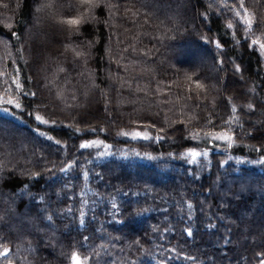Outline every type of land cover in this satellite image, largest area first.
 <instances>
[{"label": "trees", "instance_id": "trees-1", "mask_svg": "<svg viewBox=\"0 0 264 264\" xmlns=\"http://www.w3.org/2000/svg\"><path fill=\"white\" fill-rule=\"evenodd\" d=\"M34 1L0 0V97L21 104L0 103L8 109L0 115L47 147L35 154L18 130L0 128L20 136L0 140V251L9 249L0 264H72L74 252L84 264H261L264 55L250 45L264 41V0H243V8L240 0H42L37 13ZM244 9L255 17L251 31L235 15ZM78 16L77 28L59 22ZM41 17L55 27L59 50L45 51L33 73L23 34L49 39ZM188 47L209 69L175 60ZM242 77L254 110L234 100ZM136 131L150 138L121 134ZM217 131L232 135L231 145L192 162L186 151L197 136ZM106 166L134 176L126 183L103 174ZM22 189L29 195L14 202ZM256 199L259 207L241 204ZM20 224L31 235L17 232Z\"/></svg>", "mask_w": 264, "mask_h": 264}, {"label": "rangeland", "instance_id": "rangeland-1", "mask_svg": "<svg viewBox=\"0 0 264 264\" xmlns=\"http://www.w3.org/2000/svg\"><path fill=\"white\" fill-rule=\"evenodd\" d=\"M41 1L42 0H35L34 1L33 9H32L34 11V13L39 12V11H37V8H41V4L39 6V4H37V3L41 2ZM213 11L215 13V10H213ZM39 16H38V18H40ZM40 23L42 24L44 29H46V30L49 29V31H50V36H49L50 38L49 39L48 38L47 39H45V38H42V39L40 38L39 39L38 37L33 35L34 33L32 35H30V36H27L26 34H23L24 41L22 42V48H23L22 49V53H23V56H24L25 63H27L29 65L31 63L33 64V62H34L35 65H37L36 67L35 66L33 67L32 64L30 65L29 69L33 73H34L36 68H38V67L41 68L40 64H41V62H43L45 60V57H44V52L45 51L55 52L56 50H59V47H57L56 39H55V33H54L55 27L49 26L47 22H42V17L40 19ZM36 24H39V23L36 22ZM51 27H52L53 30L51 29ZM255 39H259L261 42H264L261 36H255ZM189 47L186 48L183 52H180V53L176 54L175 55L176 56L175 60L178 61V63H191V64L193 63L194 65L195 64H199L200 65V64L203 63L202 65H204V66L207 65L203 69H205V70L209 69L210 66L208 67V64H207L208 62H206L208 58L206 56L204 57V56H201L199 54H194V53L189 52V50H188ZM24 48H25V50H24ZM259 51H260V49H259ZM182 59L187 60V61H183ZM241 79H242L241 84L238 86L240 93H238L236 96L234 95V97H235L234 100L237 103L238 107H242V105L245 106L247 104H251V102H252L251 99L253 98V95H252L251 90L249 88V85H250L249 82L248 81H244L243 77ZM40 97H41V95L38 92L35 91L34 102H35L36 106L43 104V100ZM88 104L89 105H88L87 109H90L91 111H97L96 107L91 106L92 102H89ZM90 107H92V108H90ZM3 112L6 113V111H3V109L1 108L0 113H3ZM97 114H99V111H97ZM97 114H95V115H97ZM250 121H251V125H253L254 128H256V127L259 128V125H260V122H261V119H260L259 115L253 116L250 119ZM60 123L64 124L68 128L70 127L69 126L70 124H69L68 120L62 121ZM57 126H58V124H57ZM1 127H3V128H14V130H18L20 135L22 137L27 138V140H29L30 143H31V145H27V149L29 151L31 150L35 154L40 153V152H44L46 150V148H47L45 145L39 144L35 140H33L32 138L27 136V134H25V131L22 128V125H20L19 122L17 121V119L15 117H13V116L11 118H8V117H5L4 114L0 115V128ZM6 132L7 131L5 129L0 131V140L4 139L5 141H7L8 144L12 145V143H11L12 141L18 140L20 138V136H18V135H17V137H13L11 134L8 135V133H6ZM261 132H262L261 134L264 135V128H262ZM217 134L223 135V134H227V133L220 132V131L218 132L217 131V132L210 133L208 135L197 136L198 138H197L196 145L195 146H191L189 149H187L186 152H188L191 149V150H195L197 152L206 153V155H201V159H205L206 160L208 158V150H210V149H218L219 146L221 145V143L229 144L228 141L216 139ZM126 136H128L129 138H133L132 135H126ZM204 138L208 140V142L210 144L209 147L206 144L204 145V143H202L204 141ZM95 144H98V142H96ZM23 150H26V146L24 148H22V151ZM18 151H21V149H18ZM199 158L197 157V159H199ZM99 166H100V164H99ZM100 168L101 167H99V169ZM103 170L105 172L103 171L102 173L105 174V175L111 174V175H115L117 177H119L121 175L120 176L121 178H126V180H125L126 183H128L127 180H129L130 176H134V175L128 174V173H125L124 175H122V173H120L119 170L117 168L113 167V166H106ZM201 170L205 171L207 169L203 168V167L201 168V166L200 167L197 166V171L201 172ZM19 172L22 173V174L25 173V172H21L20 170L18 171V173ZM146 172L149 174V171H146ZM142 174H144V173H142ZM64 178H67V175H65ZM132 178L134 180V183H135V181L137 183V180H136L137 178L136 179L134 177H132ZM122 181H123V179H122ZM168 181H169V179H168ZM161 184L164 185L163 183H161ZM229 188H230V185L228 186V189ZM45 192L50 194L48 191H45ZM29 193H30V190H27V189L26 190L25 189L18 190L12 196L13 201L14 202L17 201L18 197L16 195L23 194L25 196V195H29ZM259 202H260V199H256V202H249V204H248L247 201H242L241 204H243L245 207H247V206L257 207L258 206L257 204H259ZM93 225H94L93 223L90 224L89 228H91ZM16 231L21 233V234L23 233V234L31 235V231H33V228L29 227V226L28 227H26V226L22 227L21 224H20V226L17 227Z\"/></svg>", "mask_w": 264, "mask_h": 264}, {"label": "snow or ice", "instance_id": "snow-or-ice-1", "mask_svg": "<svg viewBox=\"0 0 264 264\" xmlns=\"http://www.w3.org/2000/svg\"><path fill=\"white\" fill-rule=\"evenodd\" d=\"M80 3L81 4H88V5H91L92 7L99 6L98 3H97V0H80ZM50 6H51V0H49L48 4L42 5V7H50ZM240 6H241V8H243V0H240ZM37 11H40V8H37ZM244 12H245V15L243 17H240L239 11H237L235 13V15L237 17H239L241 19V21L247 26L246 27V31H251L252 24H253V22L255 20V17L250 15V14H248L247 9H244ZM59 22L63 23V24H67L70 27L77 28L83 22V17L82 16L72 17V18H68V19H63V20H61ZM227 27L228 28H232L233 27L232 23L229 22L227 24ZM13 35H15V33H13ZM256 45L259 46V49L261 50V54L264 55V42H261L259 39L253 40L251 42L250 47H253V46H256ZM217 47H220L218 42H217ZM76 55L79 56V55H81V53L77 52ZM221 63H222V61H221ZM236 71H240L238 65L236 66ZM189 79H191V77H189ZM14 83H16V86H17L18 89L22 88V86L19 84L18 80H14ZM196 87L197 88H203V85H201V84H199L197 82ZM252 91H254V89ZM32 95H35V93H32ZM0 103L13 104L16 108H21V104L18 101H16L15 99H13V98H8V99L5 100L3 97H0ZM247 107H248L249 110H254L255 109V106L253 104H249ZM3 111H8V110L7 109H3ZM232 111H233V113H236L237 109H236L235 105L232 106ZM36 119L38 121H40L41 123H45V124L49 123V121L44 120L43 117H41L40 115H37ZM230 119L231 120H238L239 118L236 117V116H233ZM121 134L122 135H129V133H127V132H124V133H121ZM131 135L133 136V138L142 137L143 139H146V140L150 138L147 133H141L139 131L133 132V133H131ZM157 139H162V137H157ZM216 139L228 141L229 145H231V142L233 141V136L232 135H228V134H223V135L217 134ZM95 143L96 142H85V143H82L80 145V147L81 148L91 147ZM186 155L191 157L192 162H195L197 157H199L201 155H206V153H201V152H197L195 150H191L190 149L186 153ZM262 162H264V161H262ZM2 168H3V165L0 164V170H2ZM62 171H63V169H62ZM3 219H4L3 216H0V222H2ZM8 252H9V249L7 247H4L3 251H0V257H7L8 256ZM71 260H72V264H84V260H82L80 255L78 253H75V252L72 254ZM9 264H11V262H9ZM261 264H264V261H261Z\"/></svg>", "mask_w": 264, "mask_h": 264}]
</instances>
